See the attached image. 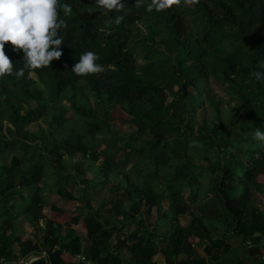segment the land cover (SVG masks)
Returning <instances> with one entry per match:
<instances>
[{
	"label": "trees",
	"instance_id": "trees-1",
	"mask_svg": "<svg viewBox=\"0 0 264 264\" xmlns=\"http://www.w3.org/2000/svg\"><path fill=\"white\" fill-rule=\"evenodd\" d=\"M149 3L126 0L124 21L107 25L118 13L105 14L95 0H60L73 9L70 16L61 11L68 24L61 58L31 77L0 79V258L46 253L32 264H76L77 256L91 264H157L155 257L208 264L194 258L195 245L206 244L209 258L222 247L227 253L223 239L212 238L220 221L242 245L253 244L245 250L253 264L264 263V206L255 202L264 196V142L254 138L257 127L264 131V81L253 75L264 72V0H180L160 12H149ZM12 48L6 43L5 53L22 68V50ZM85 51L97 53L104 73L71 71ZM212 82L226 87L227 102ZM69 112L80 128H68L77 122L67 120ZM44 118L48 134L26 130ZM209 149L214 160L205 156ZM101 158L110 199L94 209L64 193V161L93 170ZM79 170L71 176L81 178ZM49 181L66 205L80 206L51 203ZM194 204L200 219L192 215L183 226L180 217Z\"/></svg>",
	"mask_w": 264,
	"mask_h": 264
},
{
	"label": "clouds",
	"instance_id": "clouds-1",
	"mask_svg": "<svg viewBox=\"0 0 264 264\" xmlns=\"http://www.w3.org/2000/svg\"><path fill=\"white\" fill-rule=\"evenodd\" d=\"M179 3L180 0H150L147 10L160 12ZM95 4L105 14L118 13L109 16L107 25H119L124 21L126 0H95ZM61 11L64 16H70L73 9L69 4L61 5L60 0H0V79L6 76L23 78L26 71L31 77L35 70L50 67L53 60L61 58L62 31L68 27L66 19L61 18ZM8 42L14 52L22 50V68L14 69V63L6 55L5 44ZM98 60L96 52L85 51L71 71L79 77L104 73L106 67ZM260 69H264V63ZM253 75L257 81H264V72L256 70ZM254 138L264 142V131L257 127Z\"/></svg>",
	"mask_w": 264,
	"mask_h": 264
},
{
	"label": "rangeland",
	"instance_id": "rangeland-1",
	"mask_svg": "<svg viewBox=\"0 0 264 264\" xmlns=\"http://www.w3.org/2000/svg\"><path fill=\"white\" fill-rule=\"evenodd\" d=\"M137 59H138V63L140 65H142L145 61H144V54H142V52H139L137 54ZM212 89L214 90V92L216 94H218L219 96L223 97V99L225 100V102L228 101V96H226V87L225 86H220L217 85L215 82H212ZM171 101V98L168 99V103ZM63 104H65L64 102H62ZM66 106H68L66 104ZM224 109H225V115L227 117H231L232 113L231 111L228 109L227 104L225 103L223 105ZM210 115V112H206V116ZM200 117H201V111L197 112L196 115V120L200 121ZM67 120L70 122H76V125L73 124H69L68 128L71 127H76V128H80L81 126V122H79L78 120H76V118L72 115V113H68L67 114ZM76 120V121H75ZM116 125L118 127L121 128L120 124L117 122ZM26 130L31 132V133H35V134H39L41 131H44L46 134L49 133L50 128L48 127L47 124V120L44 118L40 121H37L35 123H32L30 125H28L26 127ZM123 130H126L125 127L123 128ZM230 131H232L233 133L238 132V128H229ZM229 135H227L226 137H228ZM231 138V137H229ZM192 153H198V151H196L195 149L192 150ZM191 155V154H190ZM206 157L210 158L214 160V150H210L208 151V153L205 155ZM205 157V158H206ZM119 158V156H118ZM195 161L197 162L198 165H203L206 166V163L204 162V157H197L195 156ZM103 159L101 158L97 164L96 167L93 170H89L87 164H81V169L79 170V172H82L83 175H81V178L79 179H75L73 178L71 175H75L77 173V169L74 167V163L69 161L68 159H66L65 162V168H64V172L66 174V176L68 177L66 182L64 183V193L65 194H70V196H72L73 198L76 199H80L82 198L83 200H88L91 202V205L94 209L99 208L102 204H106L109 199H110V193H109V184H101L104 182V178L103 176H101V174L98 173V169L100 167V164L102 163ZM7 163H9V160H6ZM78 163V162H77ZM80 163V162H79ZM131 165H128L125 167L124 172H127L130 170ZM50 172H53L52 169H49ZM132 173V172H130ZM120 174V173H119ZM71 176V177H70ZM120 177V176H119ZM130 177L132 178V180L136 181L137 179V175L136 174H130ZM86 179L87 181H90L88 185H83L80 181L82 179ZM264 183V181H263ZM50 184V192L47 193V197H49V200L51 201V203H57L59 205H61L64 201L61 198V196L59 194L56 193V190L53 189L54 188V184L53 182L49 181ZM100 184V185H99ZM202 184L206 185V182L204 180H202ZM189 196V191L185 192V197L187 198ZM256 204L259 207H263L264 206V196L258 194V196L255 199ZM77 206H80V203L77 202H70L68 204V208L72 211H75V208ZM162 207L164 210L167 209V202L163 201L162 202ZM45 214L49 215V208L45 207L44 209ZM189 214L183 217H180V223L183 226H188L192 220V215L195 216V218L200 219V213L198 211V207L197 204H194L190 207L189 209ZM107 215V214H106ZM157 216V212L154 209L152 212V222L155 221ZM148 222V221H146ZM113 223L117 224V222L113 221ZM24 225V221L22 218H20V226L23 227ZM134 229V226H130L125 228L123 231H121V233H119L120 239L123 240V236H125L124 234L126 233H130L132 230ZM167 231L165 229V227H162V229L159 231V233L165 234ZM212 238L214 240H218V239H223V246L228 245L229 246V251L226 253L225 251H223V247L221 249H218V251H216V256H213L211 258L206 257L205 253H204V246L206 244L204 243H197L195 245V254H194V258H206L208 264H253L247 254L245 252L246 248L250 249L252 248L253 244L249 243L248 245L244 246L242 245V243L240 242L239 239L235 238L231 233H228L227 231V227L223 222H218L217 226L215 228V230L212 231ZM117 239L114 241V244H116ZM261 247H264V241H262L260 243ZM243 247V248H242ZM16 253H18V249L15 247L13 249ZM246 254V255H245ZM121 255L124 258H129L130 255L126 250H123L121 252ZM184 257H180V259H182ZM20 259V258H18ZM154 261L157 264H164L163 263V259L161 257H155Z\"/></svg>",
	"mask_w": 264,
	"mask_h": 264
},
{
	"label": "built area",
	"instance_id": "built-area-1",
	"mask_svg": "<svg viewBox=\"0 0 264 264\" xmlns=\"http://www.w3.org/2000/svg\"><path fill=\"white\" fill-rule=\"evenodd\" d=\"M46 253L43 254H33L28 257H20L18 260H7L5 258H0V264H32L40 259H46ZM75 262H85L86 264H91L88 262L84 256H77ZM46 264H49L48 262ZM264 264V263H263Z\"/></svg>",
	"mask_w": 264,
	"mask_h": 264
},
{
	"label": "crops",
	"instance_id": "crops-1",
	"mask_svg": "<svg viewBox=\"0 0 264 264\" xmlns=\"http://www.w3.org/2000/svg\"><path fill=\"white\" fill-rule=\"evenodd\" d=\"M64 201V200H63ZM65 205H66V202L64 203H62L61 205H59V206H62V207H65ZM66 206H68V205H66ZM124 258V257H123ZM124 259H128V258H124Z\"/></svg>",
	"mask_w": 264,
	"mask_h": 264
},
{
	"label": "water",
	"instance_id": "water-1",
	"mask_svg": "<svg viewBox=\"0 0 264 264\" xmlns=\"http://www.w3.org/2000/svg\"><path fill=\"white\" fill-rule=\"evenodd\" d=\"M76 264H86L85 262H78V263H76Z\"/></svg>",
	"mask_w": 264,
	"mask_h": 264
}]
</instances>
